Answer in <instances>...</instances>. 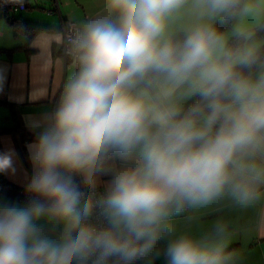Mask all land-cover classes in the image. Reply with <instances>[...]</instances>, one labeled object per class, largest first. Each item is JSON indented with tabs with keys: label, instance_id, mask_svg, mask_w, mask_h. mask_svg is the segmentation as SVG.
Returning <instances> with one entry per match:
<instances>
[{
	"label": "clouds",
	"instance_id": "obj_1",
	"mask_svg": "<svg viewBox=\"0 0 264 264\" xmlns=\"http://www.w3.org/2000/svg\"><path fill=\"white\" fill-rule=\"evenodd\" d=\"M107 7L115 19L88 22L76 35L79 70L55 111L33 126L28 199L0 198V264H137L172 236L169 218L186 205L227 192L246 206L264 184V55L240 24L233 35L243 42L229 47L211 23L243 21L257 4L107 0ZM186 16L191 22L177 27ZM114 158L124 166L109 164ZM18 160L14 146L0 150V174L15 176ZM101 174L110 180L99 199L73 179L94 192ZM94 214L101 224L90 222ZM223 233L168 239L167 264H234Z\"/></svg>",
	"mask_w": 264,
	"mask_h": 264
},
{
	"label": "crops",
	"instance_id": "obj_2",
	"mask_svg": "<svg viewBox=\"0 0 264 264\" xmlns=\"http://www.w3.org/2000/svg\"><path fill=\"white\" fill-rule=\"evenodd\" d=\"M250 2L257 4L259 11L243 21L233 17L227 25V18L221 17L211 23L228 40L234 36L237 24L251 32L264 20V0ZM25 3L26 9L13 16L0 14V127L22 129L1 134L0 149L15 147L19 154L18 171L15 176L5 177L24 187L25 173L31 172L26 145L35 138L33 126L55 111L66 82L79 70L76 60H65L61 55L62 22L75 21L82 31L86 23L96 19H115L107 0H25ZM190 22L191 18L186 16L177 27ZM260 38L256 42L264 45ZM109 164L124 166V162L115 158ZM78 178L84 183L82 177ZM109 180L108 175H98L95 187L106 193ZM258 193V198L246 206L237 204L227 192L206 205H186L169 218L175 231L157 243L146 256L147 264H167L164 250L168 239L181 235L197 240L213 238L218 227L224 228L220 242L224 252L233 256L234 264H264V184L259 186ZM0 198L9 197L0 193Z\"/></svg>",
	"mask_w": 264,
	"mask_h": 264
},
{
	"label": "built area",
	"instance_id": "obj_3",
	"mask_svg": "<svg viewBox=\"0 0 264 264\" xmlns=\"http://www.w3.org/2000/svg\"><path fill=\"white\" fill-rule=\"evenodd\" d=\"M26 9L25 0H0V14L2 15H14L18 11H23ZM62 34L63 42L60 48L61 55L65 60H75L74 55L72 54V41L75 39L76 35L81 31L80 27L75 21L65 20L62 22ZM79 188L81 191H84L86 194L93 195L95 199L105 195V192L100 188H94V192L89 189L87 185L80 182ZM187 207V206H186ZM90 222L94 224H101L103 222L102 218L98 215H93L90 218ZM137 264H147L146 256L142 258Z\"/></svg>",
	"mask_w": 264,
	"mask_h": 264
},
{
	"label": "trees",
	"instance_id": "obj_4",
	"mask_svg": "<svg viewBox=\"0 0 264 264\" xmlns=\"http://www.w3.org/2000/svg\"><path fill=\"white\" fill-rule=\"evenodd\" d=\"M5 16V15H4ZM13 16V15H10ZM233 18H227V25H230L232 22ZM13 23V22H12ZM251 34L255 36H260L264 38V21H262L258 26L254 27L251 30ZM243 41L236 35L232 36L228 41V46L229 47H236L240 45ZM260 52L262 55H264V45L260 46ZM197 98H193L188 104L194 103ZM19 131L22 130L19 126L10 128V127H0V135L7 133V132H12V131ZM23 135L25 136V131L23 132ZM28 138H33L29 137ZM25 140V138H24ZM1 150V149H0ZM74 182L79 186L80 181L78 178V175L73 177ZM26 187L27 186H20L18 184H15L11 181H9L4 174H0V193L6 195L9 197L11 200H19V201H25L28 199L29 194L26 192Z\"/></svg>",
	"mask_w": 264,
	"mask_h": 264
},
{
	"label": "rangeland",
	"instance_id": "obj_5",
	"mask_svg": "<svg viewBox=\"0 0 264 264\" xmlns=\"http://www.w3.org/2000/svg\"><path fill=\"white\" fill-rule=\"evenodd\" d=\"M262 21H264V20H262ZM261 21V22H262ZM260 22V23H261ZM253 36V40L256 42V40L258 39V38H260V36H255V35H252ZM261 40H264V39H262V38H260ZM257 44H259V45H261L262 44V42H256ZM160 263H162L161 261H159Z\"/></svg>",
	"mask_w": 264,
	"mask_h": 264
}]
</instances>
